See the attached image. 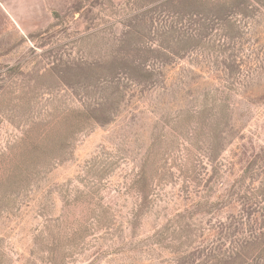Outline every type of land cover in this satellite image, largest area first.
<instances>
[{"label": "rangeland", "instance_id": "obj_1", "mask_svg": "<svg viewBox=\"0 0 264 264\" xmlns=\"http://www.w3.org/2000/svg\"><path fill=\"white\" fill-rule=\"evenodd\" d=\"M0 264H264V0H0Z\"/></svg>", "mask_w": 264, "mask_h": 264}, {"label": "trees", "instance_id": "obj_2", "mask_svg": "<svg viewBox=\"0 0 264 264\" xmlns=\"http://www.w3.org/2000/svg\"><path fill=\"white\" fill-rule=\"evenodd\" d=\"M215 1H218V0H214V1H212V0H205V2L206 3H208V4H214L215 3ZM107 74L104 76V79L103 80H105V81H110L111 79H112V76L114 75V74H112V72H106ZM96 106L99 108V107H102V104H101V100H100V102H98L97 104H96Z\"/></svg>", "mask_w": 264, "mask_h": 264}, {"label": "built area", "instance_id": "obj_3", "mask_svg": "<svg viewBox=\"0 0 264 264\" xmlns=\"http://www.w3.org/2000/svg\"><path fill=\"white\" fill-rule=\"evenodd\" d=\"M212 1H214V0H212Z\"/></svg>", "mask_w": 264, "mask_h": 264}]
</instances>
